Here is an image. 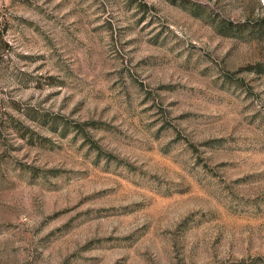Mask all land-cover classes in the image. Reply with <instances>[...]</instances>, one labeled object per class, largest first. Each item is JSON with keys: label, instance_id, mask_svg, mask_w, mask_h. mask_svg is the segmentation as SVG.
Instances as JSON below:
<instances>
[{"label": "rangeland", "instance_id": "1", "mask_svg": "<svg viewBox=\"0 0 264 264\" xmlns=\"http://www.w3.org/2000/svg\"><path fill=\"white\" fill-rule=\"evenodd\" d=\"M0 264H264V0H0Z\"/></svg>", "mask_w": 264, "mask_h": 264}]
</instances>
